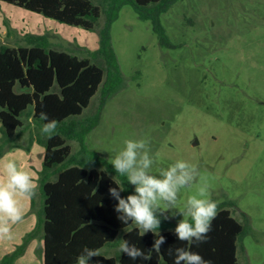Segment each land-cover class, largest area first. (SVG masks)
Wrapping results in <instances>:
<instances>
[{"label":"rangeland","instance_id":"1","mask_svg":"<svg viewBox=\"0 0 264 264\" xmlns=\"http://www.w3.org/2000/svg\"><path fill=\"white\" fill-rule=\"evenodd\" d=\"M93 1L103 7L94 30L0 1V44L26 45L27 34L45 35L53 48L89 56L108 68L106 56L92 54L101 46V29L110 24L120 71L115 76L106 72L90 106L73 121L94 125L83 143L68 137L73 158L98 162L96 167L121 179L109 171L111 159L126 139H145L155 161L153 172L180 159L196 165L199 177L181 190L177 208L206 184L207 198L218 208H230L245 226L239 263L264 264V0L171 1L161 16L173 43L168 47L160 44L152 21L140 18L128 3L111 20L110 0ZM30 108L22 115L25 125L17 144L44 137ZM33 144L29 157L17 147L0 163L15 159L31 172L36 210L43 202L39 180L45 146L37 139ZM26 198H20L23 218L12 230L37 215L33 208L25 212ZM176 211L175 216L171 210L161 214L169 216L162 227L183 219Z\"/></svg>","mask_w":264,"mask_h":264},{"label":"trees","instance_id":"2","mask_svg":"<svg viewBox=\"0 0 264 264\" xmlns=\"http://www.w3.org/2000/svg\"><path fill=\"white\" fill-rule=\"evenodd\" d=\"M0 1L90 30L96 28L103 14L102 5L93 0ZM171 1L176 0H110L111 20L118 16L121 6L128 3L140 18L152 21L161 45L173 46L161 21L162 12L167 11ZM109 29L110 24L101 29V46L92 54L93 58L106 56L108 68L89 56L53 48L45 35L27 34L26 45L0 44V158L18 146L15 138L25 125L22 115L29 107L33 122L40 128L47 123L40 118L42 112L47 114L48 120L58 122L51 138L44 134V137L30 138L31 143L37 139L45 146L39 180L44 199L37 227L23 237L22 243L12 253L5 254L0 264H14L40 228L44 231L43 264H77V256L85 247L99 251L120 237L140 248L149 259L132 260L122 252L116 257L100 253V256L91 258L92 264H174L178 247L199 253L208 264H240L238 241L245 232V226L233 216L230 208H218L203 242L189 244L179 241L174 232L177 225L160 226V234L166 240L161 251L156 252L152 250L157 239L155 233L147 232L142 236L131 222L124 224L118 219L119 214L115 211L118 201L109 194V189L119 188L117 181L125 187L121 196L127 197L132 193V185L126 177L116 178L96 167L98 162L93 164L89 160L73 158L68 137L83 143L86 133L94 126L92 123L89 125L90 121H73L90 106L106 72L115 76L120 71ZM25 147L28 148L29 144ZM109 171L116 172L113 167H109ZM54 173L57 174L56 179H52Z\"/></svg>","mask_w":264,"mask_h":264},{"label":"clouds","instance_id":"3","mask_svg":"<svg viewBox=\"0 0 264 264\" xmlns=\"http://www.w3.org/2000/svg\"><path fill=\"white\" fill-rule=\"evenodd\" d=\"M41 120H46L41 133L49 138L56 132L58 122L48 120L46 113L40 114ZM153 157L150 155L149 142L145 139H126L124 147L111 159L115 171L126 177L134 192L127 197L121 196L119 188L111 187L109 194L118 203L115 211L124 224L131 222L143 236L147 232L155 233L152 250L161 251V245L166 238L160 234L162 219H169L161 215L171 210L172 216L177 211L183 215L174 232L179 241L203 242L211 230V223L218 214L216 201L207 198V185H202L197 195L190 196L183 208H177L179 194L182 189L189 188L199 177L198 167L186 160H176L166 169L158 173L153 172ZM36 183L31 172L17 160L8 159L0 163V239H11V226L23 218V204L21 197L34 195ZM160 213V214H158ZM127 231V230H126ZM120 251L126 253L132 260L138 258L149 259L143 251L135 245H130L125 239L120 245ZM171 251V250H170ZM100 256L95 249L85 247L77 256V264H92V257ZM174 264H208L197 252L184 247L175 249Z\"/></svg>","mask_w":264,"mask_h":264},{"label":"crops","instance_id":"4","mask_svg":"<svg viewBox=\"0 0 264 264\" xmlns=\"http://www.w3.org/2000/svg\"><path fill=\"white\" fill-rule=\"evenodd\" d=\"M3 33H6V31H4ZM1 124V122H0ZM23 128V127H22ZM20 128L17 132V134L19 133V131L22 129ZM1 132V131H0ZM1 137V136H0ZM31 138V137H30ZM29 144V147L26 148L25 145ZM17 147H20V149L23 151L22 153H25V156H28L31 154L32 150H33V146L34 144L30 142H22L17 144ZM17 147L15 148H11L10 150L14 151ZM8 150V151H10ZM7 151V153H8ZM29 154V155H28ZM41 156L43 158V162H44V152H41ZM28 160V158H27ZM30 160H28L29 162ZM42 162V163H43ZM40 183H39V193L40 192ZM42 193H41V198L43 201V197H42ZM27 200H26V204L28 202L29 207L26 208V211H28V209L30 210L29 213L33 210L32 208L35 210L34 205L35 202L33 200V198H31L30 196H26ZM40 200V199H39ZM43 206V202L42 205L37 206V209L35 211H37V215H33L34 213H32L30 219L28 220L27 224L23 225L21 228H18L17 230H12V238L10 240L6 239L5 241H3L2 239H0V259L7 253H12L19 244L22 243L23 241V237L29 232L33 231L38 224V217H39V212L41 211ZM31 208V209H30ZM43 236H44V231L42 228L39 229L38 231V236L37 239L31 240L30 243H28L26 251L24 254L20 255L14 264H43V254H44V240H43ZM3 242V243H2ZM120 245H121V237L118 238L117 242L113 243V244H109L104 246L103 248H101L99 250L100 253H102V255L105 256H119L121 255V251H120ZM118 250V251H117ZM106 253V254H104Z\"/></svg>","mask_w":264,"mask_h":264}]
</instances>
